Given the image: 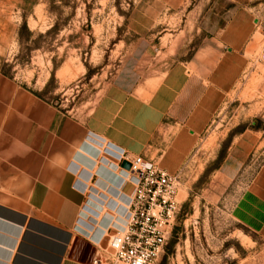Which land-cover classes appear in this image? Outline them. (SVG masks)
Masks as SVG:
<instances>
[{
  "label": "crops",
  "instance_id": "1",
  "mask_svg": "<svg viewBox=\"0 0 264 264\" xmlns=\"http://www.w3.org/2000/svg\"><path fill=\"white\" fill-rule=\"evenodd\" d=\"M158 1L164 11L190 6ZM200 11L195 48L173 35L151 61L134 53L84 118L60 112L0 70V264H90L97 241L123 226V203L115 185L94 174L99 147L88 138L109 159L124 151L169 174L188 167L230 94L256 73L248 60L256 35L260 49L255 24L264 0H197L187 22ZM252 168L231 217L264 237V131L240 133L218 174L232 181ZM90 186L100 196L94 202ZM120 192L129 196L131 187Z\"/></svg>",
  "mask_w": 264,
  "mask_h": 264
},
{
  "label": "rangeland",
  "instance_id": "2",
  "mask_svg": "<svg viewBox=\"0 0 264 264\" xmlns=\"http://www.w3.org/2000/svg\"><path fill=\"white\" fill-rule=\"evenodd\" d=\"M196 3L179 12L164 11L158 0H0V70L60 112L84 118L134 53L151 61L173 35L187 40V50L198 45L203 11L187 22ZM259 42L256 35L248 60L256 73L230 94L180 172V210L156 264H264V237L231 217L253 168L232 181L218 174L240 133L264 131V66L253 64ZM88 141L99 147L98 159L109 158L101 142ZM92 161L94 174L120 191L123 181ZM109 236L101 237L102 246Z\"/></svg>",
  "mask_w": 264,
  "mask_h": 264
},
{
  "label": "built area",
  "instance_id": "3",
  "mask_svg": "<svg viewBox=\"0 0 264 264\" xmlns=\"http://www.w3.org/2000/svg\"><path fill=\"white\" fill-rule=\"evenodd\" d=\"M261 45L253 62L264 66V16L256 18ZM123 176V186L131 187L121 209L123 226L114 230L107 245L96 243L91 264H156L163 255L180 210V172L169 174L156 162L119 151L111 159ZM129 163L128 170L120 165ZM115 208V209H116Z\"/></svg>",
  "mask_w": 264,
  "mask_h": 264
},
{
  "label": "bare ground",
  "instance_id": "4",
  "mask_svg": "<svg viewBox=\"0 0 264 264\" xmlns=\"http://www.w3.org/2000/svg\"><path fill=\"white\" fill-rule=\"evenodd\" d=\"M104 151V150H103ZM102 151V152H103ZM97 162L100 164V165H102V167L103 168H105V169H107V170H109L114 176H118V178L119 179H121L122 181H123V176H122V174L120 173V172H118L117 170H116V168L114 167L115 166V163L113 162V161H111L109 158H107V157H105V156H102V157H100L98 160H97ZM104 173V171L102 172V174ZM100 174H101V172H99V176H100ZM111 177V176H110ZM90 188H92V186L90 187ZM90 188H89V191H90V197L92 198V201H90V202H94V197L93 196H99V194H98V191H97V189L96 188H94V190L92 191V190H90ZM99 189V188H98ZM118 193H117V200L119 201V202H121V203H123V204H126L125 203V200L127 199V195H123L125 198L122 200V197H121V199H120V196H122L121 195V192L120 191H117ZM106 196V195H105ZM96 197V198H97ZM100 197V196H99ZM103 198V197H102ZM100 200V199H99ZM105 203V202H104ZM117 203V202H116ZM96 220V219H95ZM99 225V224H98Z\"/></svg>",
  "mask_w": 264,
  "mask_h": 264
},
{
  "label": "water",
  "instance_id": "5",
  "mask_svg": "<svg viewBox=\"0 0 264 264\" xmlns=\"http://www.w3.org/2000/svg\"><path fill=\"white\" fill-rule=\"evenodd\" d=\"M120 166H121L123 169H126V170H128V169L130 168L129 163H127V162H125V161H123V162L121 163Z\"/></svg>",
  "mask_w": 264,
  "mask_h": 264
}]
</instances>
